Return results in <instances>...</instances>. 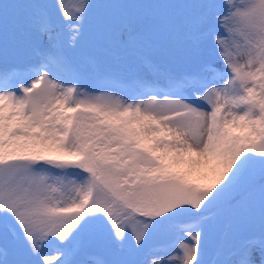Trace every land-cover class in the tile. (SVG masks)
I'll return each mask as SVG.
<instances>
[{"label": "snow or ice", "instance_id": "1", "mask_svg": "<svg viewBox=\"0 0 264 264\" xmlns=\"http://www.w3.org/2000/svg\"><path fill=\"white\" fill-rule=\"evenodd\" d=\"M89 262L264 264V0H0V264Z\"/></svg>", "mask_w": 264, "mask_h": 264}, {"label": "rangeland", "instance_id": "2", "mask_svg": "<svg viewBox=\"0 0 264 264\" xmlns=\"http://www.w3.org/2000/svg\"><path fill=\"white\" fill-rule=\"evenodd\" d=\"M217 67H223V65L220 64V63H218V64H217ZM89 264H91V262H89Z\"/></svg>", "mask_w": 264, "mask_h": 264}]
</instances>
